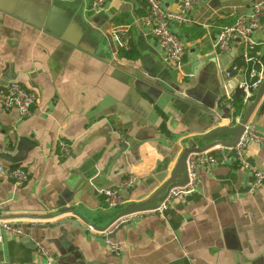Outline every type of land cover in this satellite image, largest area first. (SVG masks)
<instances>
[{
    "label": "crops",
    "instance_id": "obj_1",
    "mask_svg": "<svg viewBox=\"0 0 264 264\" xmlns=\"http://www.w3.org/2000/svg\"><path fill=\"white\" fill-rule=\"evenodd\" d=\"M178 1L163 6L175 10ZM250 1L203 0L191 25H174L185 51L178 71L143 25L144 0H107L96 13L90 0H0V89L17 82L36 95L29 117L0 108V164L28 174L21 188L0 181V215L70 207L102 229L120 211L106 208L102 190L132 177L133 186L120 193L125 206L139 203L168 178L185 142L232 126L240 119L231 96L243 80V47L235 42L222 54L214 45L223 26L250 12ZM122 27L125 53L113 37ZM252 38L263 60L264 29ZM249 127L264 135V98ZM218 148L209 150L216 164L200 169L193 194L109 234L78 219L86 232L55 226L71 215L0 221L30 225L21 237L0 229V262L264 264V186L250 192L252 177ZM247 162L264 172V143L249 147ZM107 240L121 245L119 256Z\"/></svg>",
    "mask_w": 264,
    "mask_h": 264
},
{
    "label": "built area",
    "instance_id": "obj_2",
    "mask_svg": "<svg viewBox=\"0 0 264 264\" xmlns=\"http://www.w3.org/2000/svg\"><path fill=\"white\" fill-rule=\"evenodd\" d=\"M107 0H90L88 10L91 13L99 12L103 9ZM165 0H144L147 6V15L142 22L144 27L148 29L149 35L155 41L156 46L160 49L163 61L166 64L174 66L180 71L183 56L184 45L178 36L173 32L174 25L189 26L192 24V13L203 0H179L176 9L170 10L164 8ZM264 29V1L251 0L250 12L238 16L231 25L221 28L215 40L214 48L219 53H228L232 45L237 42L243 47L240 55L242 63L241 72H243V80L239 83L238 89L244 93V102L252 99L255 90L258 88L264 72V63L260 58L256 57L255 42L252 38L253 34ZM114 40L120 50L128 49V38L125 27L114 32ZM230 70H239L233 65ZM229 74H227L228 76ZM36 102V95L23 87L17 82H11L4 89H0V108L4 111L16 109L21 118L29 117L32 108ZM239 118L231 119L227 125H234L239 122ZM264 143V135L255 134L249 127H246L238 143L232 147H219L239 169L247 172L252 177L250 192L264 186V172L255 169L247 162L248 150L251 145H262ZM60 148L65 154L68 147L64 143H60ZM216 164L215 158L210 154L209 150L202 153H193L188 155L185 165L187 182L183 186L174 187L169 190L166 198L160 205L151 211L150 214L162 215L176 200L193 194L199 185L200 169L210 170ZM8 180L13 187L21 188L28 180L27 172L21 167H5L0 164V181ZM133 186V178L129 177L119 187L106 188L102 190L103 203L110 211H116L126 205V201L121 196V189ZM141 216L140 213L131 214L122 217L112 224L105 233L109 234L118 227L119 224L128 223ZM0 229L5 233L15 237H21L23 230L14 226L9 222H0ZM1 239V237H0ZM106 247L110 254L117 257L120 255L122 247L119 244L106 241ZM41 257H48V252L44 248H39ZM0 264H11L0 262ZM20 264H52L49 260L40 263H20Z\"/></svg>",
    "mask_w": 264,
    "mask_h": 264
},
{
    "label": "water",
    "instance_id": "obj_3",
    "mask_svg": "<svg viewBox=\"0 0 264 264\" xmlns=\"http://www.w3.org/2000/svg\"><path fill=\"white\" fill-rule=\"evenodd\" d=\"M238 42V41H237ZM233 57L231 53L229 58ZM264 98V72L262 80L255 90L253 94L252 100L243 108L240 120L237 124L232 126L221 125L213 128L209 132L201 135L199 137L194 138L193 140H189L185 142L184 147L182 148L177 162L172 168L168 178L164 181V183L152 194H150L146 199L139 203L127 205L121 209L120 211L109 221V223L102 229H99L92 225L89 221H87L82 215L75 212L72 208H62L53 213L39 215V214H3L0 215V221L9 220V221H51L57 219L59 217H63L65 215H71L74 218L72 219H63L58 221L55 226L60 225H70L74 230L86 232L84 227L80 225L81 221L84 223L86 227H90L98 232H105L112 224L117 222L122 217L135 214L142 213L156 209L160 203L166 198L170 189L174 187L183 186L187 182V176L185 172V165L188 155L193 153H202L208 151L216 146L218 147H234L246 127H249L251 117L257 110L259 104ZM215 118L216 115H215ZM216 121L218 119H215ZM252 131L253 129L249 127ZM6 161L11 162L10 159ZM79 221H78V220ZM126 223L119 224L118 227L125 225ZM21 229L29 228L30 225H19Z\"/></svg>",
    "mask_w": 264,
    "mask_h": 264
},
{
    "label": "trees",
    "instance_id": "obj_4",
    "mask_svg": "<svg viewBox=\"0 0 264 264\" xmlns=\"http://www.w3.org/2000/svg\"><path fill=\"white\" fill-rule=\"evenodd\" d=\"M129 48V47H128ZM126 51H123L122 53H125ZM125 55V54H124ZM264 63V59L262 60ZM231 106L233 108V114L234 115H241V112L243 108L245 107L244 102V93L241 89H236L234 93L231 96Z\"/></svg>",
    "mask_w": 264,
    "mask_h": 264
},
{
    "label": "bare ground",
    "instance_id": "obj_5",
    "mask_svg": "<svg viewBox=\"0 0 264 264\" xmlns=\"http://www.w3.org/2000/svg\"><path fill=\"white\" fill-rule=\"evenodd\" d=\"M253 98V97H252ZM249 103V102H248Z\"/></svg>",
    "mask_w": 264,
    "mask_h": 264
}]
</instances>
